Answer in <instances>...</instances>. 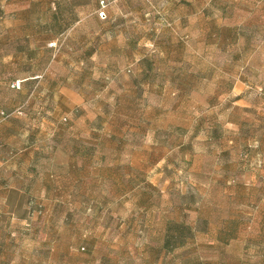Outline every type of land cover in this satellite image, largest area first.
<instances>
[{"label": "rangeland", "instance_id": "obj_1", "mask_svg": "<svg viewBox=\"0 0 264 264\" xmlns=\"http://www.w3.org/2000/svg\"><path fill=\"white\" fill-rule=\"evenodd\" d=\"M99 1L0 0V264H48L53 232L63 252L102 238L59 264L236 263L238 233L264 248V1ZM171 221L193 232L166 248Z\"/></svg>", "mask_w": 264, "mask_h": 264}, {"label": "crops", "instance_id": "obj_2", "mask_svg": "<svg viewBox=\"0 0 264 264\" xmlns=\"http://www.w3.org/2000/svg\"><path fill=\"white\" fill-rule=\"evenodd\" d=\"M260 1V0H259ZM261 1H264V0H261ZM98 6H99V2H98ZM56 14L58 15L59 14V11L56 12ZM72 24L70 25H64L63 27H60L58 29V31H60L61 33L66 31L67 29H69V27L71 26ZM235 28V27H234ZM232 27V29H234ZM235 30V29H234ZM49 161H51L50 163V166L51 168L49 169H46V170H41L39 171V174L37 175V179L39 182H40V185L38 186V189H36L40 194H41V201H42V204L45 205V207H47L49 210L50 209H55L56 207L60 206L58 203H64L63 201L59 200V199H56L54 197V195L52 194L53 191H55V188H56V185H55V181L53 179L54 176H57L55 174V169H53L54 167L57 166V163L54 161V159H49ZM55 171V172H54ZM31 189V187L28 185H25L23 187V190L21 189H18L20 190L21 192H29ZM32 190V189H31ZM6 201V200H5ZM69 204L71 202L70 199H68L67 201ZM14 235V234H12ZM14 236H18L16 238L18 239H27L26 236L24 235H14ZM37 235H32V238H29V240H36L38 239L36 237ZM42 238L41 240H43V244H45V240L49 238L50 241H53L50 243V245L53 243V246L50 247L49 249H46L48 250L49 252V255H50V260H49V263L48 264H59L60 260L57 259V257L59 256H66V257H70V256H79V254H82V252L80 251L81 250H86V254H93V250L94 248H96V245L98 243V240H102L101 237H96L97 235L94 233V232H86V233H83L82 235V245H85L86 247L84 246H80L79 244H72L71 246H69V248L63 252L60 250V248L58 247V241L60 240L61 238V233L59 232H53V233H50V237H48V235L46 233H42ZM250 237H247L245 234H242V233H238L237 235L235 236H232L231 239H229V237L227 238V240L229 241H232V244H238L240 243L241 245V248L238 249L237 251H228L227 250V253L231 254L232 256L236 257V263H230V262H227L226 264H244L242 261L244 260V257L245 256H253V257H257L260 259L261 257V260L260 262L256 263V264H264V248H252L250 249L247 244L244 242L246 241L247 239H249ZM228 243V242H226ZM47 252V251H46ZM229 254V255H230ZM84 255V254H82ZM29 261V260H28ZM25 262L22 261L21 263L19 264H24ZM88 263L89 260H88ZM64 264H85V260H80V259H73V260H66L64 261ZM87 264V263H86ZM103 264V263H101Z\"/></svg>", "mask_w": 264, "mask_h": 264}, {"label": "trees", "instance_id": "obj_3", "mask_svg": "<svg viewBox=\"0 0 264 264\" xmlns=\"http://www.w3.org/2000/svg\"><path fill=\"white\" fill-rule=\"evenodd\" d=\"M101 1V0H100ZM100 1H99V7H100ZM178 231L181 233V237L177 238V236H175L174 232ZM193 232V228L191 225L186 224V223H177L174 221L169 222L168 226H167V237L165 238V242H164V246L166 248H174L176 246H182L185 244V237H183L184 233L187 234H192ZM223 241L227 242L228 240L223 238Z\"/></svg>", "mask_w": 264, "mask_h": 264}, {"label": "built area", "instance_id": "obj_4", "mask_svg": "<svg viewBox=\"0 0 264 264\" xmlns=\"http://www.w3.org/2000/svg\"><path fill=\"white\" fill-rule=\"evenodd\" d=\"M112 2V0H101L100 1V8H101V15H105L104 9Z\"/></svg>", "mask_w": 264, "mask_h": 264}]
</instances>
